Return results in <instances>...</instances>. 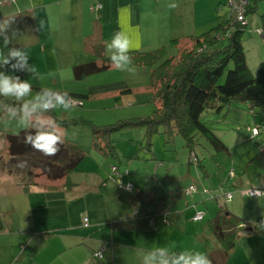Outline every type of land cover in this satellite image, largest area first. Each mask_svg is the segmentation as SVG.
<instances>
[{"label":"crops","instance_id":"crops-1","mask_svg":"<svg viewBox=\"0 0 264 264\" xmlns=\"http://www.w3.org/2000/svg\"><path fill=\"white\" fill-rule=\"evenodd\" d=\"M170 3L178 6L169 8ZM225 5L226 0H13L0 5V19L17 16L13 28L19 31L13 43L28 51V63L35 66L39 78H32L27 72L11 74L30 80L36 92L42 88L67 92L79 102L77 107L86 110L87 104L113 98L122 91L119 88L123 85L113 80L112 73L117 70L112 63L96 73L76 70L88 64L103 66L104 58H109L106 46L116 32L126 31L138 44L133 51L148 52L159 47L175 50L172 40L219 28L229 15L221 8ZM40 21L43 27L37 31ZM259 24L260 37L261 20ZM247 30L244 46L251 40L246 37ZM0 51L7 52L2 39ZM263 60V54H259L250 67L256 68ZM101 73L109 74L106 83H102L106 77ZM7 134L0 137V142H4L0 153H7ZM91 175L78 182L70 174L71 188L64 187L61 180L48 181L38 176L36 185L24 189L21 178L2 165L0 264H141L143 253L158 246L176 252L200 251L212 264H264V231L255 230L251 223L264 217V197L246 205V212L239 215L246 227L239 230L234 244L225 250L213 232L221 230L215 225L218 214L207 219L202 205L197 203L204 200V191L193 196L191 203L182 204L180 193L172 197L173 191L165 190L159 193L155 204L156 193H148L137 173L118 172L105 178L95 171ZM117 177L122 184L131 183V191L117 186ZM244 180L246 189H242V182L235 183L241 187L236 190L242 199L245 196L240 191L251 188ZM123 192L129 195L126 199ZM231 194L230 200L234 199ZM222 196L215 199L224 200ZM230 200H224V204ZM79 201L83 207L77 211ZM196 212L205 213L201 221L193 220ZM84 218L88 220L87 227L83 226ZM150 218L153 225L149 224ZM242 232L248 235H241ZM96 252H101L100 258Z\"/></svg>","mask_w":264,"mask_h":264},{"label":"trees","instance_id":"trees-1","mask_svg":"<svg viewBox=\"0 0 264 264\" xmlns=\"http://www.w3.org/2000/svg\"><path fill=\"white\" fill-rule=\"evenodd\" d=\"M260 2H263L261 13L258 12ZM256 13L260 16L261 36L264 39V0H255L245 8L246 24L228 15L217 29L200 36L172 40L170 44L175 49L174 55L166 57L165 47L148 52H131L133 66L147 67L151 71L150 89L155 109L149 117L134 118L110 126L98 127L89 122L91 147L114 162L117 156L110 140L111 135L125 128L136 127L145 130L143 144L149 152L155 133H162L167 139L179 135L189 150L190 163L201 169V160L194 151L198 136L204 137L217 151H228V147L202 121V116L208 112H220L232 104L246 105L251 112L255 109L264 112V61L252 69L243 45V35L248 27L247 16ZM103 61L101 67L88 64L76 70L100 72L111 63L109 58ZM50 115L61 124V129L87 122L59 118L54 112ZM256 128L259 134L264 133L262 125ZM32 131L24 129L18 134L5 135L8 156L5 168L21 178L24 189L36 185L33 178L38 176H44L48 181L61 180L64 187L71 188L73 184L69 177L83 160V151L63 139L55 156H45L25 142V136ZM257 136L251 137L249 134L251 139ZM132 158L138 159V155L133 154ZM111 173H118L116 164L111 167ZM242 173L251 187L258 186V178H264V147L245 163ZM127 184L131 183L122 184V189ZM217 214L215 225L221 230L219 233L212 230L226 250L234 244L243 221L225 209H220Z\"/></svg>","mask_w":264,"mask_h":264},{"label":"rangeland","instance_id":"rangeland-1","mask_svg":"<svg viewBox=\"0 0 264 264\" xmlns=\"http://www.w3.org/2000/svg\"><path fill=\"white\" fill-rule=\"evenodd\" d=\"M221 8L229 14L226 5ZM262 8L263 2L260 3V11ZM259 22L257 13L249 17L246 37H250L251 40L244 46L246 54H248L249 65H253L252 63L256 61L259 54L260 57L262 54L264 56V40L257 34V29L260 27ZM243 40H245V36ZM174 54L175 50L171 47L166 48V57ZM134 68L136 70L134 76L121 71H118L117 74V71L112 73L115 75L113 80L123 85L122 88H119L122 91L113 98L93 101L92 104H87L86 110L79 106L69 113L55 112L59 118L87 121L61 130L63 139L77 145L84 153L83 160L71 173L76 181L87 180V176L89 174L92 176L91 173L93 174L95 171H99L105 178H108L112 175L111 167L116 164L119 173L126 171L133 175L137 173L147 185L149 194L154 190L156 197L153 198V203L155 204L159 202V193L162 191L165 193V190L173 191L172 197H177V193H180L182 204L191 203L193 196H200L196 194L202 195V191H204V195H202L205 197L204 200L199 199L197 203L202 205L203 211L208 215L207 219L214 217L220 209L232 212L237 217L245 213L246 205L257 201L248 197L242 199L236 190L240 186L236 187L235 183L242 182V189L247 188L242 173L244 165L264 147V133H258L256 139L249 137V129L260 127V125L264 129V112L261 110L255 109L251 112L246 105L232 104L220 112H208L202 116V121L206 126L228 147V151H217L204 137L198 136L194 151L201 160L203 169L190 163L189 150L179 135L167 139L162 133H155L152 135V146L149 152L144 148L145 130L143 128L129 127L114 132L110 137L117 156V160L114 162L110 158L103 157L91 147L89 122L93 126L103 127L152 115L155 105L150 89L151 71L143 66H134ZM101 74L106 77L101 80L102 83H106L109 74ZM35 93L36 91H33L32 95ZM24 129L15 121L5 123L3 117L0 116V137L4 133L18 134ZM3 144V141L0 142V151L4 149ZM141 145L143 146L140 147ZM133 154H137L138 159L132 158ZM6 160L7 153H0L1 168L2 165L5 166L3 162ZM157 163L161 165L157 166ZM230 171H233L232 178L228 177ZM37 180L39 179L33 178V181L37 182ZM190 185L196 188V192L186 195L184 191ZM226 193H233L234 199L226 204L221 198L215 199ZM123 194L125 199L129 196L126 192ZM79 202L81 204L76 205L75 210L77 211L83 207L82 201ZM167 202H169V198H167Z\"/></svg>","mask_w":264,"mask_h":264},{"label":"clouds","instance_id":"clouds-1","mask_svg":"<svg viewBox=\"0 0 264 264\" xmlns=\"http://www.w3.org/2000/svg\"><path fill=\"white\" fill-rule=\"evenodd\" d=\"M176 3H170L169 8H176ZM9 16L0 19V39L3 48L7 52L0 51V116L5 123L15 121L25 129H32L25 136V142L45 156H55L63 141L61 124L50 113L61 110L69 113L76 109L77 102L67 92L54 91L50 88H42L32 95L33 89L30 80H22L12 72H27L32 78H39L34 65L28 63L29 54L25 48L17 47L13 41L18 37V29L13 28L15 18ZM43 27V21L39 22V31ZM10 45H12L10 47ZM138 46L129 34L124 31L116 32L106 46L109 59L117 71L135 75L130 53ZM49 75H52L51 73ZM63 75V74H62ZM71 75V70H68ZM117 186L122 181L117 177L114 181ZM257 187L252 193L264 189V178H258ZM256 230L264 231V218L259 223L251 222ZM246 225L241 223V228ZM241 235H248L242 232ZM141 264H212L209 257L200 251L184 250L173 251L167 246H158L143 253Z\"/></svg>","mask_w":264,"mask_h":264},{"label":"built area","instance_id":"built-area-1","mask_svg":"<svg viewBox=\"0 0 264 264\" xmlns=\"http://www.w3.org/2000/svg\"><path fill=\"white\" fill-rule=\"evenodd\" d=\"M11 1H13V0H0V5H4V4H6L8 2H11ZM248 3H249V0H226V5H227V8L229 9V17H231L232 19H234L237 22H240L241 24H246V21H245V8L248 6ZM98 7L99 6H95L94 8H98ZM92 9L93 8H91V10ZM258 33L261 35L262 31H259ZM75 101L77 102V105H78L79 102L77 100H75ZM249 132L251 134V137H254V136L258 135V129L257 128L249 129ZM229 176L230 177L233 176V171L229 172ZM124 188L126 190H128V191H131L132 185L131 184H127V185L124 186ZM253 188H256V187H251L250 189L242 190V191H240V194L242 196L249 197L251 199H258V198L264 197V191L263 190H261L260 192L252 193L251 190ZM185 192L188 195H192L193 193L196 192V188L194 186L190 185V186H188V188L186 189ZM222 197H223L224 200L228 201V200H230L232 198V194L231 193H226V194H223ZM217 198H219V197H217ZM135 214H137V210L135 211ZM204 215H205V213H203V212H196L194 217H193V220L194 221H201L204 218ZM262 218H264V217H260L255 222L259 223ZM153 223H154L153 219L150 218L149 219V224L153 225ZM83 226L84 227L88 226V220L86 218L83 219ZM257 231H259V230H257ZM95 255L98 258H100L101 257V252H96Z\"/></svg>","mask_w":264,"mask_h":264}]
</instances>
